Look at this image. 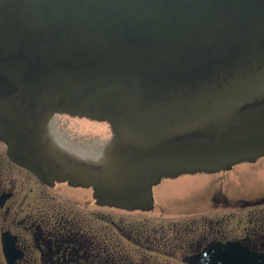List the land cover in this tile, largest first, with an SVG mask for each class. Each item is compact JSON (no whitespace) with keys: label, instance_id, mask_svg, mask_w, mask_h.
Listing matches in <instances>:
<instances>
[{"label":"water","instance_id":"obj_1","mask_svg":"<svg viewBox=\"0 0 264 264\" xmlns=\"http://www.w3.org/2000/svg\"><path fill=\"white\" fill-rule=\"evenodd\" d=\"M57 112L111 124L101 161L56 155L46 131ZM57 125L90 145L112 134L88 119ZM0 139L41 178L94 186L127 208L146 207L163 178L256 161L264 0H0ZM228 248L214 263L245 264Z\"/></svg>","mask_w":264,"mask_h":264},{"label":"flooded vegetation","instance_id":"obj_2","mask_svg":"<svg viewBox=\"0 0 264 264\" xmlns=\"http://www.w3.org/2000/svg\"><path fill=\"white\" fill-rule=\"evenodd\" d=\"M68 118L108 125L110 139L90 145L67 135L57 122ZM113 136L110 123L67 113L47 123L46 140L62 160L99 162ZM207 175V193L169 197L160 186L184 175L164 178L146 207L127 208L94 186L41 178L0 139V264H217L210 255L233 244L250 264L249 252L264 254V156Z\"/></svg>","mask_w":264,"mask_h":264},{"label":"rangeland","instance_id":"obj_3","mask_svg":"<svg viewBox=\"0 0 264 264\" xmlns=\"http://www.w3.org/2000/svg\"><path fill=\"white\" fill-rule=\"evenodd\" d=\"M205 180H209L207 174L184 175L183 179L165 180L163 182L167 193L173 194H188V189L194 190L195 184L203 185Z\"/></svg>","mask_w":264,"mask_h":264}]
</instances>
